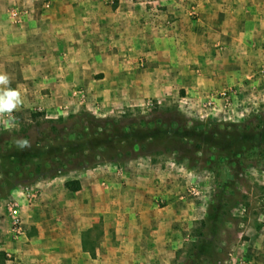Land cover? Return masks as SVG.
<instances>
[{"label":"crops","instance_id":"crops-1","mask_svg":"<svg viewBox=\"0 0 264 264\" xmlns=\"http://www.w3.org/2000/svg\"><path fill=\"white\" fill-rule=\"evenodd\" d=\"M12 1L0 0V72L22 93L20 119L84 86L100 89L106 111L177 93L190 117L240 122L244 97L264 87V0H49L19 22ZM138 170L120 182L97 171L35 182L21 210L29 245L7 250L22 264H172L188 221L172 213L182 181L148 161ZM259 232L245 264H264Z\"/></svg>","mask_w":264,"mask_h":264},{"label":"rangeland","instance_id":"rangeland-1","mask_svg":"<svg viewBox=\"0 0 264 264\" xmlns=\"http://www.w3.org/2000/svg\"><path fill=\"white\" fill-rule=\"evenodd\" d=\"M29 2L28 0H13L6 4L8 19L14 22L23 20L27 15L25 9L29 4H49V0H29ZM14 12L19 14L18 17H13ZM263 88L253 87V95L244 97L246 106L243 109V116H241L242 121L236 122L231 117L224 121L209 114H195L196 109L193 112L194 116L190 117L187 115L185 107L180 106L182 103L179 102L180 97L177 93L156 100L146 99L134 105L125 104L120 98L117 103L109 102L111 103L109 107L112 110L106 111L102 106V103L105 104L106 101H103L100 89L93 87L88 90L84 86H77L72 89L68 97H65L60 106L48 109H31L30 114L35 115L33 122L31 115L25 120L17 117L14 112L16 126L9 129L0 122V136L1 139L14 144L17 139L21 138L31 142L35 136L41 140L39 132L43 130L45 134L43 137L55 138V140L46 142L47 145L44 146L47 147L59 139L48 131L53 123L58 129V133L70 126L72 129L81 131L86 128L82 132L90 134L108 131L113 128L112 125L115 123L117 128L123 130V124L131 122L136 129L150 128L153 130L154 126L159 125L161 130L168 132V136L174 135V131L177 134L182 132L187 137L188 145L193 147L192 140H198L199 137H196L188 129L182 131L184 125L187 128L196 127V130L203 131L205 136L213 128H217L221 132L226 125L230 124L240 126L253 123L251 124L253 128L262 120L264 123ZM75 89L81 90L85 94L83 100L79 101L74 98L73 91ZM200 107L203 111H207L204 106ZM90 116L93 119H90ZM87 123L89 127H86ZM215 123L217 124L215 125ZM262 129H264V125H262ZM257 136L258 142L255 144L251 142L254 149L249 153L250 158L242 160L237 155L229 163L224 157L219 159L218 155L215 156L218 151L215 149V151L205 149L198 152L197 159L192 163V159L190 162L183 161L177 153L173 152V146L166 143L148 142L143 148L139 146L140 144L135 143L136 145L131 146L130 143H127L128 145H123L124 148L117 151L118 153L114 151V147L112 149L100 147L96 151L88 150L89 154L97 156L94 161L87 153H79L80 159L70 160L66 157L58 165L47 164L44 174L37 178L31 175L27 179L21 174L10 180L0 177V264H22L18 253L7 250V247L21 246V250L27 249L29 245L27 234L14 232L6 205L10 201L16 204L21 218L22 208L27 209L32 204L25 194L27 191H31V193L34 191L31 188L35 182L54 178L51 176L57 171H61V175L71 177L93 171L100 174L105 172V174L112 175L113 181L120 182V180H125L127 173L136 174L142 161H148L151 166L160 169V171L164 170V172L173 174L174 180L182 181V183L177 181L178 184L173 183L179 191L177 198L182 204L174 205L172 213L173 216H187L188 221L184 226L185 230L182 231L181 239L179 238L182 245L175 250L172 264L248 263L249 259L244 257L242 252L253 246L254 235L264 229V137L260 134L256 135V138ZM211 144L213 143L210 141L206 143L202 141L201 147L204 149ZM190 156L194 158L193 154ZM211 166L215 167L212 171L208 169ZM90 176L92 175L90 174ZM100 183L103 185L105 180ZM39 213L42 216L48 214L44 208ZM97 232L93 233L96 239ZM26 264L34 263L27 261Z\"/></svg>","mask_w":264,"mask_h":264},{"label":"trees","instance_id":"trees-1","mask_svg":"<svg viewBox=\"0 0 264 264\" xmlns=\"http://www.w3.org/2000/svg\"><path fill=\"white\" fill-rule=\"evenodd\" d=\"M89 118L93 119L92 116ZM31 119L32 122L35 119L33 113L31 114ZM216 124L217 123H215V125ZM251 124L253 123H246L240 126L232 124L226 125L225 129L221 132L217 128H213L212 131L205 136L204 132L201 130L197 131L196 127L187 128L186 125H184L182 131L188 129L190 132H193L196 137H199L198 140H192L191 143L194 142V144L192 145L193 147H191L190 144L188 145L187 137H185L182 132L177 134L176 131H174V135L168 136V132L166 130H161L159 125L154 126L153 130H150V128L136 129L133 127V123L128 122L123 124L124 128L121 130V128H117V124L115 123L114 125L111 124L113 128H110L108 131L87 134L82 132L86 129L83 126L82 128H84V130L82 131L72 129L68 126L58 133V129H56L53 123V126H51L48 131L57 136L60 141L58 139L56 142L54 141L53 145H48L47 147L44 146L47 145L46 142L48 140H55V138L51 137L50 139L49 136L43 137L45 135L43 130L39 132L41 140H38V138H36L37 136H35L31 141L32 147L23 151L19 150L16 144L1 139L0 136V177L10 180L12 177L15 179L21 174L27 179H29L28 177L31 175L37 178L44 174L47 164L58 165L62 163L66 157L70 160L80 159L79 153H87L90 159L94 161L97 156L95 154H89L88 150L96 151L100 147H110V149L114 147V151L117 152L124 148L123 145H128L127 143H130L131 146L140 144L139 146L142 148L148 142L166 143L173 146V152L177 153L183 161L186 160L190 162L192 159V163H194L193 160L197 159L196 154L205 149H207V151L208 149L218 150L215 156L218 155L219 159L224 157L228 163L237 155L244 160L251 157L249 153L254 149L251 142L255 144L259 140L258 136L256 138V135L260 134L264 137V129H262V125H264L263 120L255 124L253 128ZM86 127H89L88 123ZM230 128L231 130H229ZM125 129L128 130L125 132ZM252 129L254 130L251 131ZM255 129L258 130L255 131ZM23 132H25V130H23ZM253 132L254 134H252ZM80 137H82V139H79ZM202 141L205 143L210 141L213 144L203 149L201 147ZM124 142L126 144H123ZM189 146L191 150H189ZM191 154H193L194 158L190 156ZM214 168V166H211L208 169L212 171ZM57 174L61 175L62 172L57 171L51 177H56L58 176ZM65 187L71 192L80 190L79 182L76 180L67 181Z\"/></svg>","mask_w":264,"mask_h":264},{"label":"clouds","instance_id":"clouds-1","mask_svg":"<svg viewBox=\"0 0 264 264\" xmlns=\"http://www.w3.org/2000/svg\"><path fill=\"white\" fill-rule=\"evenodd\" d=\"M11 77L9 74L0 72V122L9 129L16 126V119L13 115L24 104L22 93L18 89L9 87ZM17 148L21 151L30 149L31 142L27 139H17L15 141Z\"/></svg>","mask_w":264,"mask_h":264},{"label":"built area","instance_id":"built-area-1","mask_svg":"<svg viewBox=\"0 0 264 264\" xmlns=\"http://www.w3.org/2000/svg\"><path fill=\"white\" fill-rule=\"evenodd\" d=\"M18 15V13L14 12L13 17H18ZM73 96L79 101L85 98V94L81 90L77 89L73 91ZM25 196L29 202H31L35 198V194L31 193V191H27ZM6 208L11 218V227L13 228L14 232L16 234L22 233V220L20 218L19 208L11 201L7 203Z\"/></svg>","mask_w":264,"mask_h":264}]
</instances>
